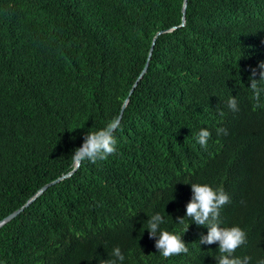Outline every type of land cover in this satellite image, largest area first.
Masks as SVG:
<instances>
[{
    "label": "trees",
    "instance_id": "trees-1",
    "mask_svg": "<svg viewBox=\"0 0 264 264\" xmlns=\"http://www.w3.org/2000/svg\"><path fill=\"white\" fill-rule=\"evenodd\" d=\"M182 3L0 0V220L72 171L73 151L118 119L168 31L129 96L117 152L80 163L5 224L0 264H101L115 247L124 264H219V242H202L209 226L186 215L192 183L229 194L219 227L247 232L236 255L264 258V93L249 83L264 62V0H187L180 26ZM160 229L189 251L163 257Z\"/></svg>",
    "mask_w": 264,
    "mask_h": 264
},
{
    "label": "clouds",
    "instance_id": "clouds-1",
    "mask_svg": "<svg viewBox=\"0 0 264 264\" xmlns=\"http://www.w3.org/2000/svg\"><path fill=\"white\" fill-rule=\"evenodd\" d=\"M259 70V71H258ZM257 74L259 79H256ZM264 62L258 64L256 68L251 69L249 79L250 88L253 90L257 100L264 93ZM227 106L232 112L239 111V103L237 97H229ZM120 121L113 118L106 126L95 131H89L85 134L80 147L76 148L72 153L74 161L83 163L96 162L97 160H106L109 155L117 152L116 131L120 127ZM218 132L224 131L218 129ZM211 138V132L207 128H201L196 135V142L204 149L208 146ZM192 191L194 193L191 202L186 206V215L190 217L198 225H208L209 231L203 238L204 243L213 244L219 242V264H264V258L254 261L251 255H236V250L247 243V232L240 226L219 227L218 217L221 208L230 202L229 194L220 187L214 188L207 183H192ZM164 221L161 213L152 215L147 222V230L153 237L157 235L159 225ZM187 229L188 223L184 219L179 222ZM156 248L163 257H170L186 253L189 248L182 239L181 232L168 231L166 229L159 230V239L156 241ZM125 254L122 253L120 247L112 250L111 258L101 261V264H124Z\"/></svg>",
    "mask_w": 264,
    "mask_h": 264
},
{
    "label": "water",
    "instance_id": "water-1",
    "mask_svg": "<svg viewBox=\"0 0 264 264\" xmlns=\"http://www.w3.org/2000/svg\"><path fill=\"white\" fill-rule=\"evenodd\" d=\"M186 7H187V0H183L182 3V20H181V25L183 26L185 23V12H186ZM176 29V27H173L172 29H170L169 31H172ZM168 32V31H160L158 32L155 37L153 38V42L151 44L150 50H149V54H148V60L147 63L145 65V67L143 68L142 72L140 73V75L138 76L137 80L134 82L130 92H129V96L132 94L133 90L135 89V87L137 86L138 82L142 79V77L144 76L146 70H147V66H148V61L151 58V54L153 51V47L155 44V40L158 36H160L161 34ZM129 96L125 99L122 107H121V111H120V115L118 117V120L120 121L121 119V115L123 114V111L125 109V107L127 106V103L129 101ZM80 162L74 161L73 163V169L72 171H70L69 173L59 177L58 179H56L55 181H52L46 185H44L43 187H41L33 196H31L25 203L23 206H21L20 208H18L17 210H15L14 212H12L11 214H9L8 216H6L5 218H3L2 220H0V229L7 223H9L10 221H12L13 219H15L18 215H20L26 208L29 207V205H31L38 197H40L49 187L57 184L58 182L69 178L70 176H72V174L79 168Z\"/></svg>",
    "mask_w": 264,
    "mask_h": 264
}]
</instances>
